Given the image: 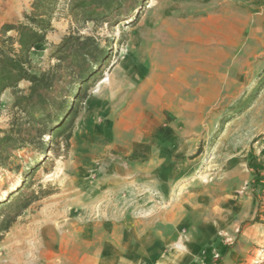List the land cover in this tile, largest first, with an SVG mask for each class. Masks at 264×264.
I'll return each instance as SVG.
<instances>
[{
    "label": "rangeland",
    "instance_id": "374dc122",
    "mask_svg": "<svg viewBox=\"0 0 264 264\" xmlns=\"http://www.w3.org/2000/svg\"><path fill=\"white\" fill-rule=\"evenodd\" d=\"M29 4L23 1L24 12ZM59 14L64 16L63 10ZM259 16L264 31V0H142L133 25L55 24L49 44L32 50L33 72L54 64L50 46L70 33L93 37L107 50V59L101 77L79 102L68 149L55 138L43 154L18 151L11 168L0 169V202L23 183L22 192L49 193L39 195L5 234L0 264H38L37 240L41 232L54 231L82 235L69 245L72 263L204 264L203 253L210 248L214 264H264ZM213 31L221 44L209 51L222 52L219 66L216 55L207 65L184 68L169 98L137 118H130L135 108L126 115L125 104L112 105L130 52L155 50L162 37L173 47L188 32L202 40ZM148 91L139 101L161 95V90ZM11 104L7 92L0 99L1 130L9 127ZM249 162L259 170V188ZM35 165L27 179L24 173Z\"/></svg>",
    "mask_w": 264,
    "mask_h": 264
},
{
    "label": "trees",
    "instance_id": "16d2710c",
    "mask_svg": "<svg viewBox=\"0 0 264 264\" xmlns=\"http://www.w3.org/2000/svg\"><path fill=\"white\" fill-rule=\"evenodd\" d=\"M61 0H32L28 13L22 20L0 27V99L5 92L12 98L13 114L6 130L0 129V169L11 168L18 151L30 150L43 154L48 142L63 139L68 149L78 105L87 89L103 70L107 50L93 37H81L70 33L57 45L50 46L49 69L35 73L31 66V53L35 46L44 45L53 31V13ZM71 22L79 28L88 23L93 27L106 25L109 28L133 25L137 22V11L142 0H63ZM28 83L27 89L18 85ZM248 103L238 102L232 109ZM224 121L220 123L222 127ZM47 139L45 141L44 139ZM50 150V149H49ZM38 165L24 173L27 179L37 170ZM254 173V187L259 188V170L248 164ZM21 188L10 193L9 198L0 202V243L10 227L39 195L49 193L22 192ZM257 221V217L254 219ZM227 248L223 252H226ZM211 249L203 253L204 264H214Z\"/></svg>",
    "mask_w": 264,
    "mask_h": 264
},
{
    "label": "crops",
    "instance_id": "0c3cea01",
    "mask_svg": "<svg viewBox=\"0 0 264 264\" xmlns=\"http://www.w3.org/2000/svg\"><path fill=\"white\" fill-rule=\"evenodd\" d=\"M23 1L24 0H0V27L3 24H13L22 20V14L29 12L32 0H28L30 4L29 9L26 12L23 11ZM63 7L64 1L61 0L53 13V31L48 35L46 44L37 45L33 49L49 44V37L54 33L55 24H59V22H65L67 24L71 22L70 16L67 11L63 10ZM62 10L64 16L59 14ZM262 18L263 16L258 17V29L255 30L256 34L261 38L264 35L263 29L259 28ZM212 34L213 35L211 37L200 40L195 37L194 34L188 32L187 36L182 37L183 39L181 38L182 40L174 42L172 44L173 47H170L169 43L167 44L165 37H162V43H159L155 50L130 52V54L125 58L123 68L119 72L121 87L116 89V94L114 93V97L110 99L112 105L121 106L122 104H125V107H127L125 113L126 115H128L127 111L129 108H135L133 115H131L130 118H137L141 112L146 110L151 111L154 106L161 104V100L164 101L169 98L171 87L175 80L182 76V70L184 68H190L195 63L207 65V63L212 60V57L215 59L214 57L216 55L217 64L219 66L221 63V56L223 55L222 52L218 49H214L213 52H211L209 51V47L211 45L217 46L221 44V40L218 37V33L213 31ZM60 41L61 39L52 45H57ZM229 42L233 44V41ZM191 50L194 51L192 52ZM229 60L234 66L237 61V56L232 53V56L230 54ZM218 77L222 78V75L218 74ZM111 80L113 81L114 79L112 78ZM18 86L22 89H27L28 83L21 82ZM152 88L161 90V95H158V98L154 95L155 99L153 102H151L150 99L149 101L144 102L139 101L142 94ZM7 92H5L2 97H5ZM120 96H122L121 100H119ZM114 112L115 110H113V113ZM80 236L82 235L72 234L67 237L64 236V234H60L59 236V233L56 231L51 233L49 232V235H46L45 232H41V237L37 240L40 247L37 249V257L40 260L38 264H56L60 261H64L63 264H93L90 263L88 259H85L83 262L72 263L69 255L67 254L70 248L69 245L71 240L74 237ZM77 256H79V254H77ZM77 258L75 260H77ZM22 264H28V262L22 261Z\"/></svg>",
    "mask_w": 264,
    "mask_h": 264
},
{
    "label": "bare ground",
    "instance_id": "6f19581e",
    "mask_svg": "<svg viewBox=\"0 0 264 264\" xmlns=\"http://www.w3.org/2000/svg\"><path fill=\"white\" fill-rule=\"evenodd\" d=\"M186 44H187V43H186ZM192 44H193V43H192ZM187 46H189V45H187ZM190 47H191V46H190ZM171 51H172V50H171ZM191 51H192V50H191ZM193 51H194V50H193ZM193 51H192V52H193ZM153 52H154V51H153ZM173 52H174V51H173ZM177 52H179V51H177ZM168 59H169V58H168ZM152 74H153V73H152ZM152 74H151V75H152ZM105 80H107V79H104V82H105ZM144 91H145V90H144ZM132 92H133V91H132ZM133 93H134V92H133ZM131 95H132V94H131ZM144 96H146V95H143V97H144ZM137 101H138V99H137ZM141 101H142V100H141ZM130 109H131V108H130ZM116 140H117V139H116ZM112 142H113V141H112ZM111 144H112V143H111ZM50 214H51V213H50ZM38 224H39V223H38ZM94 244H95V243H94ZM89 248H91V247H89ZM75 252H76V251H74V253H75ZM82 252H84V251H82ZM85 252H86V250H85ZM151 257H152V256H151ZM151 262H152V261H151ZM60 264H63V261H61Z\"/></svg>",
    "mask_w": 264,
    "mask_h": 264
}]
</instances>
